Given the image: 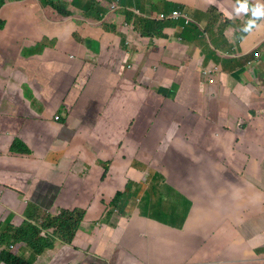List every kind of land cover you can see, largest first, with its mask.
I'll list each match as a JSON object with an SVG mask.
<instances>
[{
    "label": "crops",
    "instance_id": "1",
    "mask_svg": "<svg viewBox=\"0 0 264 264\" xmlns=\"http://www.w3.org/2000/svg\"><path fill=\"white\" fill-rule=\"evenodd\" d=\"M109 1L102 0L105 5ZM247 2L250 7L256 4L255 0ZM146 3L142 2V12L146 14L158 16L179 9L177 11L186 14L192 22L186 24L185 19L167 21L165 38H159L158 53L147 52L143 54L144 59H136L145 65V74L133 77V81L147 82L149 87L156 89L161 84L178 81L180 90L185 84L187 95L190 93V82H187L193 76H205L203 69L212 70L218 73L220 94L236 96L237 104L244 105L251 92L247 83L255 80L249 71L250 66L258 60L259 72L264 69V17L257 20L258 28L245 34L240 29L249 13L232 14L226 18V13H232L236 0H157L154 9L147 10ZM34 4L33 1L21 4L7 1L0 8V21L4 24L0 30V51L6 50L8 57L9 52L15 56L12 63L9 58L8 62H0V72L4 75L0 79V234L8 225L15 230L26 226V220L34 222L28 219V213L39 216L40 223L47 214L64 209L86 210L87 217L82 221L73 245H59L36 253L25 242L12 241V252L29 259L32 264H264V191L258 189L252 180L241 182L223 178L228 169L232 168L234 172L240 168V162L234 158L235 149L233 156L225 153L220 158L207 160L215 164V172H208L203 167L206 161H200L203 165L198 166L196 172L189 169L190 176H183L184 180L190 179L189 199L183 200L180 207L165 203L162 184L152 187L154 195L150 206L155 207L151 212L143 213L131 199L128 205L119 209L112 205L114 196L125 189L128 181L143 182L144 188L153 186V183H148L145 178L124 177L115 172L126 165L133 170H136L134 165L142 169L143 164L136 157L123 154L115 159L109 152L116 143L120 147L124 136L130 132L134 133V142H140L147 130L166 136L170 130L165 126L164 115H155L156 108L164 107L156 100L145 104L149 87H139L136 93L125 92L124 99L120 100L124 106L111 104L126 89L130 78L125 76V71L123 76L111 72L113 67H123L125 57H119L117 52L120 39L117 38V47L111 52L109 44L114 33L103 29L101 22L95 24L90 19L75 16L55 23ZM26 17L36 20L38 36L34 40L26 30L27 25L32 27L24 22ZM203 31L210 36V42L203 41ZM119 32L150 51L153 41L140 38L122 26ZM56 37L63 41L64 49L71 51L36 46ZM174 37H177L176 43H173ZM103 38L108 39L103 41ZM200 38L201 44L197 41ZM253 51L260 52L261 57L254 58ZM231 53L236 57L245 55V58L230 59L227 55ZM18 58H24L25 62L29 58L51 61L61 67L80 58L81 61L73 65L77 70L72 73L77 74L80 67L87 72L72 84L44 86L39 80L31 81L27 77L28 68L25 70V62H18ZM240 69H243L242 73H238ZM86 73L89 77L86 75L82 79ZM29 83H32L31 98L48 103L45 109L48 118L43 121L28 118L31 114H40L39 109L30 106L33 101L26 92ZM72 89L74 96L70 93ZM200 92H203L202 86L197 88V94ZM226 94L219 95V106L224 112L222 107L227 105L226 115L229 110L236 113L234 102ZM181 95L186 96L182 91ZM53 97L71 103L67 110L73 125H83V137L78 144L88 160L84 164V176L78 183H66L68 168L73 163H62L57 156L47 153L50 149L47 127L52 117L49 108L53 106L51 102L56 103ZM131 103L138 107L131 108ZM137 110H142L144 117L135 123L132 116ZM147 115L152 119L150 123ZM34 124L39 125L38 131L31 129ZM209 126L216 127L208 137L217 143L233 134V129L218 128L216 124ZM246 136H239L236 143L240 144L246 138L247 143L252 141L259 146L252 150L259 158L250 166L255 164L264 174V147L257 139L250 138L251 135ZM19 139L33 150V155H23L14 149L13 145ZM247 147L249 149L248 144ZM36 163L38 168L33 172ZM105 163L108 164L107 172ZM250 175L251 179L260 182L252 172ZM81 184H85L92 194L84 201L80 200ZM221 185H234L232 195L219 192ZM241 192L243 197H240ZM244 197L248 203L244 202ZM35 203L40 207H33ZM99 219L103 224L94 225L93 222ZM3 247L4 244L0 249ZM1 261L0 264H4Z\"/></svg>",
    "mask_w": 264,
    "mask_h": 264
},
{
    "label": "rangeland",
    "instance_id": "2",
    "mask_svg": "<svg viewBox=\"0 0 264 264\" xmlns=\"http://www.w3.org/2000/svg\"><path fill=\"white\" fill-rule=\"evenodd\" d=\"M52 4L55 6H62L65 5L66 2L64 0H51ZM87 0H82V2H86ZM137 3L140 4L141 10H143L142 2H147L145 9L148 8L154 9V4L157 0H135ZM125 2V0H123ZM260 2L259 0H255V3L257 4ZM248 3V2H247ZM70 5L77 6V3L73 0L70 2ZM83 8L89 15H94L96 11V7L98 5L96 3H93L90 5V3H86ZM88 6V8H87ZM250 6V5H249ZM170 12H166V14L171 15L173 12L172 10H169ZM64 12V11H63ZM58 11H55V14L57 15ZM149 13H152L150 11ZM8 16V15H7ZM45 16V15H44ZM47 17V16H45ZM150 15L143 12L142 15L136 16L132 22H140L143 25H151V21L149 20ZM226 18H230V16H226ZM45 19V18H42ZM66 17L64 15H60L59 20L64 21ZM155 27L157 30L155 31V39L156 44H154L151 48L149 53L150 54H157L160 46V40L159 37L162 32L166 31V25L163 20L157 21L154 19ZM15 22H18L16 20ZM24 22H28L29 24H32V27L27 25L26 30L32 35L30 38L32 40L35 39L36 36H38V29L36 27V20L33 18H27ZM116 26L120 23L116 22L114 23ZM202 24V23H201ZM114 25H107L103 26L102 28L105 30H108L107 28H113ZM246 34V33H245ZM6 37H3L5 39ZM153 38V37H152ZM108 38H103V41H106ZM203 41L205 43L210 42V36L203 31ZM199 44L202 43L201 38L197 39ZM177 42V37L173 38V43ZM63 41L60 40V38L56 37L54 39H50L47 43H45L43 46H46L49 49H56L59 47L61 51H67L70 52L69 49H64L62 47ZM96 49V48H94ZM28 53L30 50H26ZM7 51L3 50L2 53H0V62H8V58L10 62L12 63L15 59L14 54L9 52V57L6 55ZM52 54V52H50ZM252 55V53H251ZM138 57L140 55H137ZM230 59H242L245 58V55L241 57H236L231 53L230 55H227ZM234 56V57H233ZM248 67L250 66L247 65ZM25 70L28 68V71L26 70L27 77L33 81L35 79L42 82L44 86L50 85L52 83H56L58 81L63 80L65 70L63 67L60 66V64H55L51 61H42L39 59H32L30 58L27 62L24 64ZM140 66H133L132 69H136V71L139 74H145V71H139ZM254 76L255 80L252 82H248V86L251 88V92L245 98V104H248L249 106L245 107L244 105L237 104L236 96H229L227 97L230 99L231 102L236 107V113L231 110H229L228 114L226 115L227 105L223 106L222 111L221 107L219 106V95L225 96L221 92L218 91V77H212L208 71H206V75L201 77L193 76L191 78V81L189 80L187 83H189V90L190 93L186 95V88L185 84L181 85L180 88L177 90L176 95L179 98L177 100V103H163L164 108H156L155 115H164L165 117V126L170 130L169 133L165 136L162 133L155 132L152 130H147L146 134L141 136L140 142H134L132 138H134V133L130 132L128 135L124 136V141L121 143L120 147H117V143L114 147V149L109 152L110 154H114V158L117 159L121 157V155H125L130 158H140L147 162V165L145 169H140V172H136V170L131 169L128 165H126L123 168H119L115 170L117 173H122L124 177H141L142 179L145 178L146 181H149L151 179V174L145 175V172H152L154 170H158L159 167H157L155 164L161 163L165 169V172L169 175L171 172L174 171V169L178 166L176 162V158L180 157L182 159L178 160V163L180 161L181 165L184 167V171L186 172L189 169L196 172V169L198 166L203 164H198L196 161H206L204 163L203 167L208 169V172L211 173L217 171V167L214 166L215 164L212 162H207V160H211L214 158H220L222 155L227 153V156H233L234 150H236V156H234L235 160H238L240 163L238 166L240 168L238 170H235L233 172L232 168L228 169L229 172L224 176L223 178L227 179L228 177L231 179H237L241 182H247L251 181V175L252 172L255 177L260 180V183H255V185L259 188L260 184L264 183V177L260 176V172L257 169V166L253 164L250 166L251 162H255L258 160L259 156L257 153H255L252 150H256L259 148V146H256L254 142L249 141L247 143V139H242L240 144L236 143V139L240 138L239 136L244 137L245 134H247L246 137L250 136L252 139H257L258 143H260L261 146L264 147V73L259 72L258 69V61H254V63L250 66L249 70ZM3 74L0 72V79L3 78ZM53 76H56L54 79H52ZM204 82V85H203ZM133 79L129 78V85L122 91L119 95L120 97L116 100H112L111 104L114 106H124L123 102L120 100L124 99L125 92H133L136 93L138 89L136 87H133ZM147 83V82H146ZM144 85V88L149 87L148 84ZM34 84V83H33ZM162 84L159 86L160 88ZM202 86L203 92H200V94H197V88ZM74 89V87H72ZM70 91V93L74 96V92ZM181 91L186 96L184 97L181 95ZM26 92L28 96L31 98V92H30V85L28 84V88L26 89ZM162 93H166L165 91H159L156 88L149 87V90L147 91V97L145 98L144 102L145 104H148L149 101H153L156 99L157 95H161ZM184 97V98H183ZM33 101L30 106H33L37 109H39L40 114H31L28 116L29 119H36L43 121L44 119H47L48 116L45 114V109L47 107L48 103H44L39 99H32ZM223 100V98H222ZM139 101V100H138ZM147 106V105H146ZM131 108H137V105H134L133 103L130 104ZM234 107V108H235ZM142 109V107H141ZM248 111H252L251 113H248ZM242 113V115H240ZM144 117V113L142 110H137L136 113L132 116L135 120V123L138 122V120H142ZM149 117V115H147ZM60 118V113L56 112L53 114V116L50 118L55 123ZM149 123L152 121L151 117L147 120ZM59 123H62V125H58L54 128V131H58L63 125L64 121H60ZM216 124L218 128H227V129H233L232 135L230 137L225 138L221 143H217L216 140L209 138L208 136H211V134L216 131V127H210L209 125ZM251 127V128H250ZM32 130L38 131L39 125L34 124L33 127H31ZM140 130V129H139ZM252 132V134H251ZM177 137H180L181 140H179ZM183 143H182V142ZM136 143V144H134ZM247 144L249 146V149L247 147ZM235 145V146H234ZM168 152H173L174 159L171 161H168L164 163L162 159L168 154ZM48 154H50V150L47 151ZM247 153L250 154V156H247ZM81 155H83L84 160L76 163L75 165L68 168V178L66 183H78L84 176V163L88 160L87 155L84 152H80ZM113 159V158H112ZM201 167V166H200ZM213 167V168H212ZM261 168V165H260ZM252 169V170H250ZM144 171V172H143ZM178 174H182L179 172ZM178 174H175L174 176H179ZM209 174V173H208ZM219 174H221V171L219 170ZM183 180V189L176 188L179 190V193H181L182 198H186L189 196V191L191 189L190 187V179H182ZM182 180H179L180 182ZM253 181V180H252ZM108 185L109 182H106ZM143 182H134V181H128L126 183L125 189L123 190L124 193H127L131 191L134 193L135 197L132 198L133 205L138 204V208H141L143 213H148L153 210L155 205L150 206L151 204V198L153 197L154 193L152 190V187H156V184H153V186H142ZM80 188L82 190V193L80 195V200L84 201L91 197V193L89 191V188L85 186V184H81ZM234 185L227 186V185H221L219 192H225L227 193V196L232 195ZM264 191L263 189H261ZM161 192V191H160ZM163 195H165V192L163 191ZM241 192V196H242ZM244 202H249L248 199L242 198ZM174 202L177 204L178 207H180L182 204L180 202V199H177V197L170 198L165 203H171ZM33 207H36L35 204H33ZM40 207V206H37ZM46 207V206H44ZM178 209V208H177ZM158 218H164L165 216L161 215H154ZM115 217V216H114ZM35 222V221H34ZM50 234H48L47 238L51 241L53 238V232L50 231ZM55 244L58 243L57 238L54 239ZM6 247L8 246V242L4 241L3 243Z\"/></svg>",
    "mask_w": 264,
    "mask_h": 264
},
{
    "label": "clouds",
    "instance_id": "3",
    "mask_svg": "<svg viewBox=\"0 0 264 264\" xmlns=\"http://www.w3.org/2000/svg\"><path fill=\"white\" fill-rule=\"evenodd\" d=\"M7 1L10 3H14V4H21L24 2L33 1V3H36L34 5H38V7L43 10V12L47 15L49 20H52L55 23L63 22V21H60L59 19L53 18V16L56 15L55 14L56 10L53 8L54 5L52 4L51 0H30V1L29 0H0V3H2V4H0V8L2 6H4ZM64 1L66 2V4L62 5V6H58V7H60L62 9V11H65L67 9L71 13V15L66 17V19L64 21L69 20V19L77 16V17H82L86 20L90 19L95 24H98V22H101L102 23L101 27H103V26L107 27L108 24L114 25L113 28H110V29L107 28L108 29L107 31L114 33L113 34L114 38L111 41V43L109 44V48H110L111 52L115 51V49L117 47L115 45V42H116L117 38H119L120 42H119V48L117 51L118 56L120 57V55H123L125 58L123 60V67L122 68H119V67L114 68L113 67V70L111 72H113V73L118 72L121 76H123L122 75L123 71H125V76H130V78H132V79H133V77H138V75H139V73L136 71V69H132V67L134 65L140 66L139 71H141V72L143 70H145V65H143V63L139 64L140 62H138L136 59H142V58L144 59L143 54L147 53V52L149 53V50H148V48L143 49L144 46H140V45L130 41L126 36L121 34V32H119L120 26H122L123 29H129L132 32L138 34L140 36V38H144V39L153 41V44H152V46H153L154 44H156L155 31L151 30L150 27L155 26V23H157L154 21V19H156L158 22L163 20L165 25L168 23L167 21H178V20L185 19L186 24H189L191 21V19L188 18V16L186 14H184L181 11H177L179 9H177V10L173 9V12L171 15L166 14L165 12L160 13L158 16H156V14L153 16L150 15L149 20L152 22L151 25H143L140 22H132L136 16L143 14L141 7H140V4L137 3L135 0H129L128 3L123 2V0H110L109 4H107V5L103 4L102 0H87L86 2H82V0H77V1L75 0V2L77 3V6L70 5V2L73 0H64ZM89 1H93L103 10V12L100 13V16H101L100 20H96V19L92 18L93 15H89V17H88V13L83 9L85 7L84 5L86 3H88ZM175 12L180 13L179 18H173V14ZM243 13H249L250 15H249V18L245 21V23L241 26L240 30L243 33H250L254 29L259 27L257 24V20H259V18L264 17V0H260V2H258L257 4H255L251 7L247 3V0H236V3L232 9V13H226V15L231 16L232 14H235L236 16H239ZM59 17H60V15H59ZM116 22H118L120 24L116 26L114 24ZM3 28H4V24L0 21V30H2ZM149 31H151V32H149ZM159 38H165V33L162 32ZM43 45L44 44L40 43V44H37L36 46L38 48H40V47H44ZM2 52L3 51H0V53H2ZM137 55H140V56L138 57ZM252 56L254 58L259 59L261 57V53L253 51ZM70 57H73V55H70ZM65 60H67V59H65ZM80 61H81L80 58H77V59H74L72 64H63V69L64 70H65V68L67 69V71H65L64 78H63L62 82L53 83V84L56 86H58V84H60V83L72 84L74 81L78 80V78L82 74L87 72L84 67H80L79 72L77 74L72 73V71L74 69L77 70V68H74L73 65H76ZM18 62L24 63L25 60H24V58H18ZM252 62L253 61H251L250 64ZM156 69H157V67H155V70ZM262 70L264 73V69H262ZM202 71H203L204 75H206V71H208L213 78L218 75V73L212 72V70L203 69ZM242 72H243V69H240L238 71V73H242ZM86 75H88V77H89V74L86 73L85 75L82 76V79ZM133 82H134L133 87H136V88H139V87L144 88V85L146 83V82H142L140 80H139V82H136V81H133ZM29 85H30V88L32 89V83H29ZM128 85H129V83H128ZM161 87L162 88L158 87L157 90H159V91L162 90V91H165L166 93H162L161 95H157L155 100L158 102H161L162 105H163V103H166V104L167 103H177V100H179V97L176 95L177 90L179 89L178 81H171V82L162 84ZM145 89H148V87ZM52 99H55L56 103L53 104L51 102V104L53 106H51L49 108V110L52 112V116L54 113L59 112L60 118L58 119V121H56V123L53 120H51L50 123L48 124L47 131H48V138L50 141V149L49 150H50L52 156L53 157L57 156V159L60 162H62V163L65 162V163H70V164L73 163L75 165L76 163L84 160L83 155L80 154V152L82 151L81 146H80V144H78V141L83 137V125H73L71 116L67 110V105L72 106L71 103H68L65 99H61V98L53 97ZM251 112L252 111H248V113H251ZM60 121H64L65 123L58 131L55 132L54 128L57 126V124L62 125V123H59ZM36 138L38 141H41L39 136H36ZM13 147H14V149L21 152L23 155H28V156L33 155V150L30 147H28L20 139L15 142ZM136 159L142 162V164H143L142 169H145L147 162L140 159V158H137V157H136ZM173 159H174L173 152H168V154L162 159V161H164V163H166V162L171 161ZM180 159H182V158H180V157L176 158V162H177L178 166L169 175L165 172V169L161 163L155 164L157 167H159V165H160L158 170H154L152 172H145V175L151 174V179L149 180L148 183L162 184L163 185V191L165 192V195H164V201L165 202H167L170 198L177 197V199H180V202L182 204L183 200L186 201L187 199H189L188 196L186 198H182L181 193H179V190H177L178 188L183 189V185L180 184L182 181L180 182L179 180H182L183 176H190L189 170L186 172H183L184 167L181 165L180 161L178 163V160H180ZM196 162L199 165L201 164L199 162V160H197ZM104 167H105V172H107L106 168L108 167V164L105 163ZM37 168H38V164L36 163L34 168H33V172H36ZM134 169H140V168L137 165H134ZM179 172H181L182 174H178ZM175 174H178L179 176H174ZM169 177H174V178L169 179ZM263 177H264V175H263ZM252 180H253L252 182L254 185H255V183H260L254 179H252ZM119 193L122 196L117 198V204H118L117 209H119L121 207H125L126 205H128L129 200L130 199L132 200V198L135 197V195L131 191V189L127 193H124L123 191H119L116 194L117 197H118ZM166 204L177 205L174 202L166 203ZM35 206L37 207L38 205L35 203ZM77 209H79V208H77ZM68 210H70V209H68ZM79 210H83V209H79ZM60 212L52 213V215L53 216L57 215ZM48 215L49 214H47L43 218V222L40 223L39 222V216H37L36 214L32 215V214L28 213V219L33 220L35 222H31L29 220H26L24 222V224L28 225V223H32V224L38 226L41 229V236L47 238L48 234H50L49 232L52 231V229H48V228L45 229V228H42V226H43L45 219L47 218ZM85 217H87V216L85 215ZM85 217H84V219H85ZM84 219H83V221H84ZM81 223H80L78 229L76 230L75 237L71 241L63 242L61 239L56 237L58 240V243L54 244V246L49 248V249H52V248L54 249V247L56 248L59 245L60 246L73 245V242L75 241L76 236H77V232L80 229ZM93 223H94V225L103 224L102 219H99ZM11 228H12V226L8 225L5 228V230L0 234V236L5 231H9V229H11ZM53 236H54V233H53ZM13 246H14V244H13V242H11L8 244L7 247L4 245L3 248H7L8 250H12ZM29 248L32 250V252H34V250L31 247H29ZM21 257H23V256H21ZM23 258H25V257H23ZM25 259H27V258H25ZM27 260H29V259H27ZM1 262L6 264L4 261H1Z\"/></svg>",
    "mask_w": 264,
    "mask_h": 264
},
{
    "label": "trees",
    "instance_id": "4",
    "mask_svg": "<svg viewBox=\"0 0 264 264\" xmlns=\"http://www.w3.org/2000/svg\"><path fill=\"white\" fill-rule=\"evenodd\" d=\"M89 3L91 5L94 2L89 1ZM53 8L58 11L57 13L58 15L53 16V18L55 19H59L60 18L59 15H64L65 17L71 15V13L67 9L63 12L62 9L58 6L54 5ZM95 9L97 12L93 15L92 18L96 20H100L101 19L100 13H102L103 10L99 6L96 7ZM150 29L153 31L157 30L155 26H151ZM263 175L264 174L260 172V176ZM259 188L264 190V183L260 184ZM121 196L122 195L120 193L118 194V197L117 195L114 196L112 201V205L114 207L118 208L117 198ZM85 215H86L85 210L65 209L62 210L59 214L54 216L52 214H49L45 219L42 228L52 229L54 233L53 236L54 239H56L57 237L61 239L63 242H69L75 237L76 230L78 229L80 223L83 221ZM54 239L50 241L48 238L41 236V229L32 223H28V225L23 226L21 228L15 230H12L11 228L9 229V231H5L0 236V246H2L4 241H7L8 243H11L12 241H22L25 242L29 247H31L34 250V252L40 253L44 249L53 247L55 244ZM0 259L3 260L6 264H32L29 260L14 254L12 250H8L7 248L0 249Z\"/></svg>",
    "mask_w": 264,
    "mask_h": 264
},
{
    "label": "built area",
    "instance_id": "5",
    "mask_svg": "<svg viewBox=\"0 0 264 264\" xmlns=\"http://www.w3.org/2000/svg\"><path fill=\"white\" fill-rule=\"evenodd\" d=\"M179 17H180V13L175 12V13L173 14V18H179Z\"/></svg>",
    "mask_w": 264,
    "mask_h": 264
}]
</instances>
